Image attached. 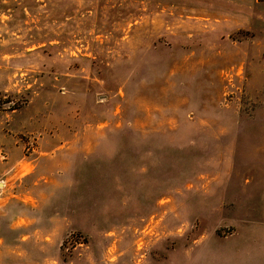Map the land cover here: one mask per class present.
<instances>
[{
  "label": "rangeland",
  "instance_id": "obj_1",
  "mask_svg": "<svg viewBox=\"0 0 264 264\" xmlns=\"http://www.w3.org/2000/svg\"><path fill=\"white\" fill-rule=\"evenodd\" d=\"M0 264H264V1L0 0Z\"/></svg>",
  "mask_w": 264,
  "mask_h": 264
},
{
  "label": "trees",
  "instance_id": "obj_2",
  "mask_svg": "<svg viewBox=\"0 0 264 264\" xmlns=\"http://www.w3.org/2000/svg\"><path fill=\"white\" fill-rule=\"evenodd\" d=\"M261 1H264V0H261ZM13 109L15 108V107H12Z\"/></svg>",
  "mask_w": 264,
  "mask_h": 264
}]
</instances>
